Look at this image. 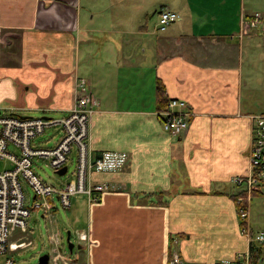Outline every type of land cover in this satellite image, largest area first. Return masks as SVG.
Listing matches in <instances>:
<instances>
[{
	"label": "crops",
	"instance_id": "1",
	"mask_svg": "<svg viewBox=\"0 0 264 264\" xmlns=\"http://www.w3.org/2000/svg\"><path fill=\"white\" fill-rule=\"evenodd\" d=\"M256 3L264 6V0H0V109L64 117L82 79L96 102L88 124L92 155H128L120 169L91 174L92 183L116 189L95 201L83 194L85 223L76 233L83 264H169L173 255L216 264L249 248L251 264L264 263V241L250 247L239 230L241 189L231 181L248 172L250 115L264 112V32L247 24L260 11ZM163 9L179 20L160 30ZM244 17L247 30L239 36ZM157 80L168 99L190 111L181 135L163 129ZM248 223L264 233L250 206Z\"/></svg>",
	"mask_w": 264,
	"mask_h": 264
},
{
	"label": "built area",
	"instance_id": "2",
	"mask_svg": "<svg viewBox=\"0 0 264 264\" xmlns=\"http://www.w3.org/2000/svg\"><path fill=\"white\" fill-rule=\"evenodd\" d=\"M179 20V15L168 9H163L158 15V28L164 30L169 24ZM261 23L259 13H255L247 22L250 28H256ZM264 31V23L261 25ZM75 103L64 117H27L21 116L10 108L0 109V159L11 163L10 168L0 171V255L6 251H15L28 246L30 241L20 237L11 240L17 229L27 231V218L30 210H40L47 217L55 209L54 199L61 207H70V198L75 194H84L89 201L100 198L101 193L115 190L111 183H92L91 174L94 171H114L120 169L128 158L125 152L107 151L95 157L89 147L88 124L93 108L96 105L85 81L78 79L75 85ZM163 129L175 135L183 134L188 128L190 111L186 103L172 98L163 111H158ZM251 141L248 151V172L236 175L231 181L240 187L241 192L236 197V210L239 218V230L246 237L248 245L264 241L262 231L254 232L248 223L249 202L254 194H264V112L251 114ZM60 127V137L53 146L47 148L34 147L32 139L44 133L46 128ZM12 146L14 150H10ZM74 147L76 165L74 179L58 187L44 181L33 167L34 158L46 159L54 169L66 167V161ZM27 183L33 191L32 204H26V195L21 182ZM51 247L47 264H77L69 255L63 256L57 247L56 235H50ZM80 242L86 240V235H78ZM38 262V261H37ZM0 264H15L11 257L0 260ZM169 264H195L173 255ZM216 264H251L250 248L237 252L232 258L222 259Z\"/></svg>",
	"mask_w": 264,
	"mask_h": 264
},
{
	"label": "rangeland",
	"instance_id": "3",
	"mask_svg": "<svg viewBox=\"0 0 264 264\" xmlns=\"http://www.w3.org/2000/svg\"><path fill=\"white\" fill-rule=\"evenodd\" d=\"M261 3H256V8H258L261 23L258 25L261 28L262 23H264V6L259 7ZM245 17L242 20V30L239 33V36H243L247 30ZM246 28L244 30V28ZM244 30V31H243ZM244 32V33H243ZM264 32V31H263ZM254 44H260L262 40L260 37H252L251 40ZM260 47V45H257ZM252 46V47H257ZM258 51V50H257ZM259 52V51H258ZM261 96L260 92L257 96ZM261 113V112H260ZM18 114L27 117H52L58 119L61 117V113L57 111H47L43 112L39 109H23L18 111ZM60 127L54 128H46L44 133L37 135L34 139H32V145L34 147L47 148L53 146L54 142L57 141L60 137ZM10 150H14L12 146H9ZM67 165V173L64 175H58L54 169L48 164L46 159H37L33 160V167L35 172L46 182L61 187L65 185L71 179H74V170L76 165V155L74 152V147H72V151L68 156L66 161ZM11 163L7 160L0 159V171L4 168H10ZM22 187L24 189L26 195V204L31 207L32 204V196L33 191L30 186L24 181L21 182ZM250 199L249 206L251 211V220H255L260 224L264 221V209L260 208L259 202L264 203V197H253ZM263 200V201H262ZM55 209L51 211L50 215L47 217L42 216V212L40 210H30V215L26 219L27 220V231L21 232L18 229L14 231L11 236V240H15L20 237L22 240L30 241L31 244L22 248H19L15 251H6V253L0 255V260H4L5 257H11L15 261V264H36L39 257L42 254L48 253L51 247V239L50 235H52V231L55 232V235L58 239L57 247L60 248V253L63 256L69 255L70 259L76 260L75 255H79L77 257V264L84 263V253H78V249L76 248L77 230H80L85 223V196L81 193L75 194L70 198L71 207L64 209L61 207L60 203L55 198L54 200ZM264 206V204H263ZM75 208L76 211H75ZM239 221V218H238ZM256 231H260L259 227H256ZM264 229V226L262 227ZM69 231V240L74 244L72 251L70 252L68 249L67 243V232ZM257 244V243H256ZM252 259V258H251ZM264 264V263H263Z\"/></svg>",
	"mask_w": 264,
	"mask_h": 264
},
{
	"label": "trees",
	"instance_id": "4",
	"mask_svg": "<svg viewBox=\"0 0 264 264\" xmlns=\"http://www.w3.org/2000/svg\"><path fill=\"white\" fill-rule=\"evenodd\" d=\"M168 100L169 99L165 94L164 86L160 83L159 80H157V86H156L157 111H163L167 106Z\"/></svg>",
	"mask_w": 264,
	"mask_h": 264
},
{
	"label": "water",
	"instance_id": "5",
	"mask_svg": "<svg viewBox=\"0 0 264 264\" xmlns=\"http://www.w3.org/2000/svg\"><path fill=\"white\" fill-rule=\"evenodd\" d=\"M66 170V167H62L61 169L57 170L56 173L57 174H63ZM67 243H68V249L69 251L71 252L73 247H74V244L72 242H70L69 240V231L67 232ZM76 248L77 249H80L81 248V245L80 244H77L76 245ZM47 261H48V254L45 253V254H42L39 259H38V262L36 264H47Z\"/></svg>",
	"mask_w": 264,
	"mask_h": 264
}]
</instances>
